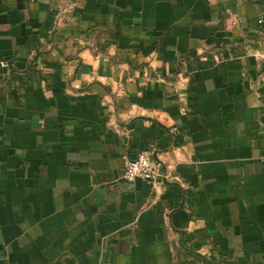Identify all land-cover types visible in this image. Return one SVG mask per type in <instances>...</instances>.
<instances>
[{
	"label": "crops",
	"instance_id": "0c3cea01",
	"mask_svg": "<svg viewBox=\"0 0 264 264\" xmlns=\"http://www.w3.org/2000/svg\"><path fill=\"white\" fill-rule=\"evenodd\" d=\"M263 57L264 0H0V264H264Z\"/></svg>",
	"mask_w": 264,
	"mask_h": 264
},
{
	"label": "built area",
	"instance_id": "2783aa9c",
	"mask_svg": "<svg viewBox=\"0 0 264 264\" xmlns=\"http://www.w3.org/2000/svg\"><path fill=\"white\" fill-rule=\"evenodd\" d=\"M156 175H162V172L158 162L154 159L153 154L149 151H140L133 159L128 160L125 163L122 178L128 182L140 178L143 181L150 183Z\"/></svg>",
	"mask_w": 264,
	"mask_h": 264
}]
</instances>
